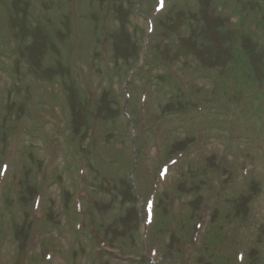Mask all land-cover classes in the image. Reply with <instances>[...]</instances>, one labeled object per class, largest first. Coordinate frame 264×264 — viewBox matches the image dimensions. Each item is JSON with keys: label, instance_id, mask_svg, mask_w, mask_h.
<instances>
[{"label": "rangeland", "instance_id": "rangeland-1", "mask_svg": "<svg viewBox=\"0 0 264 264\" xmlns=\"http://www.w3.org/2000/svg\"><path fill=\"white\" fill-rule=\"evenodd\" d=\"M216 1L222 7L230 0ZM234 1L242 19L222 7L221 16L235 27L227 34L221 21L205 16L204 0H168L163 11L156 8L158 0H78L83 18L71 13L67 0H57L59 5L0 0V264H17L21 249L27 250L25 264H212L221 252L230 256V264L241 262L238 254L245 258L241 264H264V46L258 50L251 31L258 26L264 39V0L254 8L247 0ZM249 14L256 19L250 21ZM105 16L106 27L111 24L117 32L111 68L107 60L98 65L97 58ZM183 17L180 33L152 58V72L167 74L163 54L165 61L176 60L171 72L180 71L179 80L199 89L200 102L192 109L209 111V125L205 117L188 118L183 109L190 102L169 94L166 83L154 87L139 76L127 84L145 42L159 47L167 40V23L173 26ZM184 36L191 38L192 50L177 58ZM254 57L256 65L248 62ZM127 87L133 116L143 87L151 92L136 127L125 116ZM87 92V101L100 100L95 120L89 102L85 105ZM177 102L184 115L168 114ZM159 118L162 123H156ZM187 126L200 131L198 137L206 141L202 150H187L195 139ZM135 133L140 169L132 174ZM95 156L108 161L97 162L117 184L116 198L103 189L107 186L93 190L92 183L103 182L92 171ZM172 157L181 161L156 179L163 158ZM4 163L8 168L1 174ZM131 178L141 198L133 193ZM148 200L153 214L146 225L147 258L140 213ZM118 202L126 207L120 209ZM246 217L254 222L251 228L241 224ZM28 227L40 242L28 240ZM94 231L107 240L98 242ZM225 232L231 244L219 248ZM190 238L194 243L187 245ZM128 256L134 257L131 262Z\"/></svg>", "mask_w": 264, "mask_h": 264}, {"label": "flooded vegetation", "instance_id": "flooded-vegetation-1", "mask_svg": "<svg viewBox=\"0 0 264 264\" xmlns=\"http://www.w3.org/2000/svg\"><path fill=\"white\" fill-rule=\"evenodd\" d=\"M184 24H185V22H184ZM190 27H191V28L193 27V24H192V22H190ZM190 46H191V43H190Z\"/></svg>", "mask_w": 264, "mask_h": 264}, {"label": "snow or ice", "instance_id": "snow-or-ice-1", "mask_svg": "<svg viewBox=\"0 0 264 264\" xmlns=\"http://www.w3.org/2000/svg\"><path fill=\"white\" fill-rule=\"evenodd\" d=\"M4 168H5V170H6V168H7V165H5V166H4Z\"/></svg>", "mask_w": 264, "mask_h": 264}]
</instances>
